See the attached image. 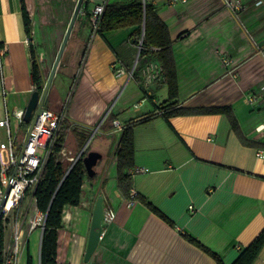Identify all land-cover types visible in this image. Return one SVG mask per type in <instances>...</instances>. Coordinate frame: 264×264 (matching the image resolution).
<instances>
[{
  "label": "crops",
  "instance_id": "1",
  "mask_svg": "<svg viewBox=\"0 0 264 264\" xmlns=\"http://www.w3.org/2000/svg\"><path fill=\"white\" fill-rule=\"evenodd\" d=\"M76 1L25 0L31 41L43 28L59 33L69 22L71 6ZM105 1L127 4L132 0L84 1L81 20L72 29V36L82 45L81 74L78 91L66 105V118L70 126L80 125L92 134L111 137L112 143L105 154L100 152L97 165L101 164L94 180L84 179L79 204L63 209L56 264H216L183 234L217 253L223 264H232L239 249L264 228V155L258 158L256 154L261 149L242 145L223 115L168 119L156 116L133 126L132 169L146 172L132 177V190L174 225L167 224L141 202L126 199L117 187L116 154L121 130L129 122L153 114L156 105L167 99V89L161 79L146 87L144 72L142 87L133 78L128 79L135 61L126 60L116 50L121 45H137L129 38L133 29L91 34L87 16L95 5ZM169 1L148 0L173 40L178 105L230 106L245 136L264 142V133L255 132V127L264 122V0L258 6L257 0H241L240 11L226 8L224 0H176L168 5ZM26 38L20 0H0V42L7 47L2 72L8 104L11 94H21L28 102L34 90ZM69 49L67 63L58 67L50 86L56 93L69 79L67 68L74 53L72 47ZM39 64L43 78L44 63ZM151 64L159 68L158 64ZM118 69L124 74L117 77ZM130 82L141 90L142 99H149L153 109L144 113L141 107L134 109V116L126 119L121 118L125 106L116 113L110 109L121 88ZM157 94L161 95L160 101ZM109 113L114 116L111 128L101 129ZM115 122L120 123V129L114 126ZM84 147L79 148L71 139L62 156L69 161ZM98 197L102 198L103 210H113L115 218L101 224L97 247L84 262ZM189 206L193 207L192 212ZM40 241L41 230L29 231L19 264H26L27 252L32 258L38 256L39 264ZM253 264H264V246Z\"/></svg>",
  "mask_w": 264,
  "mask_h": 264
},
{
  "label": "trees",
  "instance_id": "2",
  "mask_svg": "<svg viewBox=\"0 0 264 264\" xmlns=\"http://www.w3.org/2000/svg\"><path fill=\"white\" fill-rule=\"evenodd\" d=\"M25 0H20L21 15L23 19L25 34L28 38L31 35V20L25 7ZM144 24V35L141 49L135 68L132 71V78L137 84L143 86V70L150 63H156L160 67L161 84L167 89V99L156 105L155 112L139 120L126 124L120 134L117 158V187L121 194L128 200L141 202L147 209L157 215L170 226L173 222L166 217L159 209L141 195L130 196L133 187L132 177L129 170L134 167V138L133 126L144 124L156 116L168 119L173 116L183 115H223L226 117L230 128L237 135L240 143L247 147L264 150V142L249 139L243 133L237 118L230 106L194 107L185 108L178 105V82L175 59L173 56V40L170 37L169 29L164 21L158 16L155 7L148 0H132L127 4H105V10L100 20L97 34L112 32L122 29H133L130 40L138 44L142 25ZM70 49L66 48L59 67L67 63ZM31 57V80L34 90L40 93L44 87V80L41 76V68L34 49H30ZM64 62V63H63ZM56 92L50 88L46 97L44 107L56 113L62 111L63 107L56 105ZM50 104L47 105V101ZM158 111L161 114H158ZM114 116L109 113L100 126L101 129L111 128ZM90 135V130L80 125H69L66 115L61 123L60 130L56 136L53 148L44 164L42 177L34 190L35 207L39 212L46 214V220L40 241L39 264H56L57 232L62 227V213L65 206H77L79 204L81 187L84 179L94 180L86 175L82 157L88 153L84 149L82 156L71 166L62 156L69 140L74 139L80 148L84 145ZM3 220H0V264H3L4 256V227ZM183 237L199 248L202 252L211 257L216 264H223L217 253L210 250L195 238L183 234ZM264 246V228L244 248L239 249V254L232 264H253ZM26 264H33L32 257L27 252Z\"/></svg>",
  "mask_w": 264,
  "mask_h": 264
},
{
  "label": "built area",
  "instance_id": "3",
  "mask_svg": "<svg viewBox=\"0 0 264 264\" xmlns=\"http://www.w3.org/2000/svg\"><path fill=\"white\" fill-rule=\"evenodd\" d=\"M175 1L170 0L169 3L173 4ZM105 4L106 1L95 5L87 16L88 25L93 36L97 34L99 29ZM260 4V0L255 2L256 6ZM224 5L231 11H240L243 8L241 0H224ZM25 42L29 43L31 39L27 37ZM6 53V45L0 42V204L2 203L3 211L1 220L11 218L9 243L4 249L3 264H19L20 254L25 247V222L29 224V231L34 230L36 227H41V229L44 227L46 214L36 209L33 193L41 180L44 164L54 146L61 123L66 115V106L59 113L43 107L42 112L36 116L30 132L29 125L25 131L21 132V126L25 124L23 122L25 108L15 110L9 107L2 72L3 59ZM155 69L157 70L156 73H154ZM143 72L148 84H151L158 76L160 77V67L158 68L151 63L144 68ZM122 74H124V71L118 69L116 76ZM131 76L132 71L129 73L128 79ZM261 90H264V85ZM251 100L253 101L255 98L253 97ZM158 114H161V112L158 111ZM12 118L17 120V128L15 129L12 127ZM114 126L118 129L121 127L119 122H115ZM255 132L258 134L264 133V122L255 127ZM28 133L30 134L28 135ZM84 149L85 147L77 156L69 158L71 166L82 156ZM263 155L264 150L257 151L256 156L258 158H262ZM143 172L146 171L143 169L129 170L131 177ZM29 195L36 213L32 218L25 220L26 213L24 214L21 210L23 201ZM134 195L135 193L131 189L130 196L133 197ZM30 203H28V206H30ZM188 209L191 212L193 211L192 206H189ZM114 218V211L108 209L104 211L101 224L103 222L111 223Z\"/></svg>",
  "mask_w": 264,
  "mask_h": 264
},
{
  "label": "rangeland",
  "instance_id": "4",
  "mask_svg": "<svg viewBox=\"0 0 264 264\" xmlns=\"http://www.w3.org/2000/svg\"><path fill=\"white\" fill-rule=\"evenodd\" d=\"M167 4L169 5V2H167ZM73 8H74V3L71 6V12ZM80 18L81 16L79 15L76 21L77 24L81 20ZM67 22L62 27L59 33H55L54 30L51 28H43L42 30H39V32H37L36 34L37 39L34 42L31 41L28 43L30 49L31 48L34 49L38 59L39 60L40 58L43 59V61H39V62L44 63V68H45L44 77H43L44 82L46 81L48 77V74L54 62L55 56L61 44L62 38L67 28V24H68ZM72 35H74L73 31H72V34L70 35V38L66 46V48L72 47L74 49L71 63L69 64L67 68V74H69L68 75L69 79H66L64 81L62 88L57 92L56 97H55L56 105H59V106L61 105L62 107H65L68 104V102L71 101L73 93L75 92L77 93L78 91L77 83H78V80L81 74L80 67H79V63H80L79 60H80L82 45H81V42ZM116 51L121 55H125L126 60H130L134 62L137 57L138 44L135 47L121 45L117 48ZM156 71L157 70L155 69L154 73H156ZM130 79H132V76L130 77ZM159 79L160 78L158 76L151 84H148L147 80L145 79V84L146 83L148 84V85L146 84V87L149 88L151 85L154 86L158 84ZM160 96H161L160 94H157L156 99L158 101H160ZM8 99H9L10 109L22 110L25 108L27 104V102H25V97L21 94H16V95L11 94L9 95ZM0 102H1V97H0ZM49 104H50V101L48 100L47 105ZM121 106H125L124 114L122 115L121 118H126V119L134 116V113H133L134 109L141 107V113H144V112H147L153 109V105L150 103L147 97L142 99V92L135 86L134 82H130L128 86L125 85L121 88L110 111H112L113 113H116V111ZM12 120H13L12 127L13 129H15L17 128V120L15 118H12ZM28 125L29 124H26V123L22 125L20 128L21 129L20 131L21 132L25 131ZM2 140H4V138H2ZM111 143H112L111 137L108 138L100 134L95 135V134L90 133L84 145H85V149H87L88 152L94 151V152H98V153L101 152L102 154H105L107 148L108 149L110 148ZM100 164L101 162H99V164L94 167L95 171H98ZM30 202H31V197L29 195L27 196L26 200L23 201V207L21 210L24 214L26 213L25 220H27L28 218H32L36 213L34 204L32 202L31 204ZM28 203H30V206H28ZM10 223H11L10 217L8 219L3 220L2 222V226L4 227V249H6L9 243ZM24 230H25V247H26V239L29 235V224L26 222L24 225ZM34 230L38 232L41 230V227H36ZM32 263L38 264V256L34 255V257L32 258Z\"/></svg>",
  "mask_w": 264,
  "mask_h": 264
},
{
  "label": "water",
  "instance_id": "5",
  "mask_svg": "<svg viewBox=\"0 0 264 264\" xmlns=\"http://www.w3.org/2000/svg\"><path fill=\"white\" fill-rule=\"evenodd\" d=\"M84 1L85 0H77L76 1V4L74 6V9H73L71 17H70V20L68 22L67 28L65 30L64 36L62 38L61 44H60L59 49L57 51V54L55 56L54 62L52 64V67L50 69L48 77H47L46 81L44 82V87H43L42 92L40 93L37 90H33L30 94V97H29L28 102L25 106L24 114H23V122L26 124H29V132L32 128V125H33L35 119H36V116L42 112V108L44 107V103H45L46 97L48 95L50 86L52 84L53 78H54L56 71L59 67L63 53H64L65 48L67 46L68 40L70 38L72 29L74 27V24L76 22L78 15L80 14L81 7H82ZM143 35H144V24L142 25L141 40H140V44H139L138 51H137V57H136V60L134 62L132 71L135 68L137 60H138ZM29 134L30 133H28V135ZM100 159H101V154L98 152H94V151H90L82 157V163L84 165L86 175L89 178H91L95 175L94 167L97 165V163ZM103 215H104V211H103V207H102V198L98 197V199L96 200L93 212H92V219H91V223H90V230H89V235H88V240H87V246H86V250L84 253V262H87L90 259V257L92 256L93 252L95 251V249L97 247V244L99 242V238L101 235V231H102L101 222L103 220ZM2 216H3V211H2V203H1L0 204V220H1ZM42 232H43V228L41 229V235H42Z\"/></svg>",
  "mask_w": 264,
  "mask_h": 264
}]
</instances>
